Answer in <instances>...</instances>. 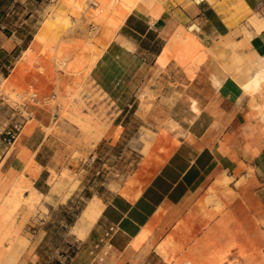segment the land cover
Returning a JSON list of instances; mask_svg holds the SVG:
<instances>
[{
    "label": "crops",
    "instance_id": "1",
    "mask_svg": "<svg viewBox=\"0 0 264 264\" xmlns=\"http://www.w3.org/2000/svg\"><path fill=\"white\" fill-rule=\"evenodd\" d=\"M252 20L264 24V0H0V81L40 99L18 143L7 153L0 144V261L13 264L23 250L26 213L10 205L11 191L32 161L33 183L47 182L44 128L56 114L40 102L87 78L130 119L114 121L99 144L123 143L131 127L150 125L155 136L130 179L95 196L102 213L63 264H171L228 212L264 255V82L244 85L264 71V26ZM188 33L193 53L178 38ZM143 90L157 97L145 110ZM113 224L109 255L94 259L92 244Z\"/></svg>",
    "mask_w": 264,
    "mask_h": 264
},
{
    "label": "rangeland",
    "instance_id": "2",
    "mask_svg": "<svg viewBox=\"0 0 264 264\" xmlns=\"http://www.w3.org/2000/svg\"><path fill=\"white\" fill-rule=\"evenodd\" d=\"M15 17L22 22L27 19L23 11ZM95 34L96 30L92 32L90 41L94 40ZM178 38L193 53L195 41L191 34ZM0 83L6 85L4 80ZM32 91L34 89L29 92ZM146 92L143 90L140 93L143 110L157 98L151 93L145 96ZM40 105L56 114L52 126L44 128L51 135L45 149L49 174L45 173L46 183L42 180L35 185L32 178L37 172L32 166L37 164L32 161L30 176L22 175L8 196L10 205H22L27 219L25 227L18 233L23 250L13 264H26L25 260H21L23 254H33L28 264H63L71 261L81 250L83 239L91 229L80 234L75 228L90 200L98 195L106 198L110 191L118 189L130 179L133 171L142 166V156L155 136L150 125L131 127L126 129L123 143L116 146L99 144L114 121L125 124L130 119L129 116L123 118L125 112L120 113L91 78L74 86L58 88L56 95L43 99ZM131 135L134 137L128 143ZM13 212L14 209H10V216ZM254 233L243 226L235 213L228 212L227 217L213 227V234H207L184 255L174 257L171 264H264L261 262L263 250ZM10 244L11 240L7 249ZM11 260L12 256L9 255L0 264H10Z\"/></svg>",
    "mask_w": 264,
    "mask_h": 264
},
{
    "label": "built area",
    "instance_id": "3",
    "mask_svg": "<svg viewBox=\"0 0 264 264\" xmlns=\"http://www.w3.org/2000/svg\"><path fill=\"white\" fill-rule=\"evenodd\" d=\"M39 95L36 91L19 93L11 91L0 83V113L6 116L0 120V144L7 153L19 139L25 130L28 122L33 117L29 105L32 102H39ZM118 226L113 224L106 228L103 235L98 237L90 248V254L94 259L105 261L112 249V237Z\"/></svg>",
    "mask_w": 264,
    "mask_h": 264
},
{
    "label": "bare ground",
    "instance_id": "4",
    "mask_svg": "<svg viewBox=\"0 0 264 264\" xmlns=\"http://www.w3.org/2000/svg\"><path fill=\"white\" fill-rule=\"evenodd\" d=\"M261 22L263 23V21H261ZM252 23L255 24L258 29H261L264 26V24H261V23L257 22L256 20H252ZM178 36L182 37V34H179ZM263 82H264V71L263 72L257 71L255 73V75H253V77L244 85H245L246 89L254 90V89L258 88ZM17 143H18V141H17ZM102 209H103V204H102L101 199L99 197L92 199L90 204L84 210L83 215H82L78 225L75 227L76 230L80 234H82L86 230H89L91 228V226L95 223V221L98 219V217L101 215Z\"/></svg>",
    "mask_w": 264,
    "mask_h": 264
}]
</instances>
